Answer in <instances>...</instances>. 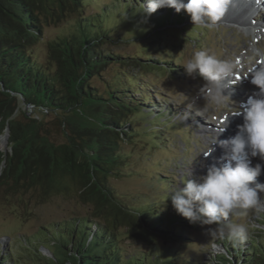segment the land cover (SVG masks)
Here are the masks:
<instances>
[{"label":"trees","instance_id":"trees-1","mask_svg":"<svg viewBox=\"0 0 264 264\" xmlns=\"http://www.w3.org/2000/svg\"><path fill=\"white\" fill-rule=\"evenodd\" d=\"M144 6L145 0H0V85L6 91L0 86V136L8 128V150H0V198L69 194L89 210L88 216L52 221L34 236L22 234L13 242L17 247L0 252V264H264V213L242 243L224 237L218 242L222 252L200 263L177 249L190 241L187 227L198 223L190 224L166 199L176 191L169 166L154 163L146 175L148 196L121 194L111 184L134 177L133 154L148 168L153 154L140 155L136 142L147 143L148 151L170 152L172 135L190 141L145 83L150 72L178 75L180 61L154 55L169 39L135 54L108 48L124 41L125 27L147 34L189 24L183 11L168 7L145 22ZM51 26L62 28L39 55L36 46ZM192 34L198 43L206 39L202 32ZM19 98L33 107L30 115L15 113ZM121 230L140 247L126 249ZM159 238L175 245L156 252Z\"/></svg>","mask_w":264,"mask_h":264},{"label":"rangeland","instance_id":"rangeland-1","mask_svg":"<svg viewBox=\"0 0 264 264\" xmlns=\"http://www.w3.org/2000/svg\"><path fill=\"white\" fill-rule=\"evenodd\" d=\"M108 1L103 0V2ZM227 19L221 18L214 27L207 28L202 25L192 24L189 17V22L187 21L189 24H185V26L171 27L172 30L164 27L159 30H152L147 34H144L147 30L144 32L125 27L123 30L127 31H122L121 33L124 41L108 47L135 54L140 51L143 45L148 47V43L158 39H163L166 42L168 38L169 41L165 47L162 46L165 42H159V45L163 47L160 50H156L154 45L150 46L151 49L156 50L154 55L159 53L160 56L180 61L181 65H183L196 51L204 50L219 59L234 62L236 64V76H242L240 77V82L233 85L229 100L221 105H216L209 100L207 85L204 81L200 78H190L186 75L183 67L178 70V75H170L167 71L146 74L145 83L149 91L152 92L154 103L159 104L164 111L171 114V119H173L171 123L180 124L186 129L188 135H190V141L184 142L183 137L178 136V133L172 135L170 142H168L172 149L170 152H165L163 149L162 151L160 149L148 151L146 148L148 146L147 143L144 145L142 142H136L135 151H140L139 154L142 156V153L153 154V156H148L149 158L146 161L149 162V166L147 168L145 161L139 162L138 158H141V156L133 154V164L136 166L134 177L111 181V184L121 194H129L131 196L143 194L146 196L149 191L145 187L147 183L146 175L147 173L148 175L151 172L153 173L152 170L155 169L154 163L157 160L161 161V165L169 166V172L176 174L174 181L172 179L169 180L174 182L173 189L179 190L183 186L181 185V180L196 179L204 174L207 164L204 154L208 153L211 148L215 149V142L224 140L221 136V130L226 126V128H229L231 125L230 128H235L229 132L230 137H232L237 131L238 125L242 124V117H236L234 114L240 109V103L246 100L247 95H252L258 91L246 78L250 76L249 72L254 66L264 64V58H262L264 57V35L260 33H252L250 35L245 33H249L252 30L244 25L256 27L253 23H242L240 20L241 23L237 24L233 21H227ZM189 25L190 27H186ZM183 27H185L183 32L177 31ZM61 28V26L47 28L44 33V42L36 46V49L39 50V55L46 49L45 41L59 34ZM192 31L202 32L206 39L201 40L200 43L196 42L195 38H189L190 33L191 36L193 35ZM151 49L149 51H152ZM243 71L246 72L244 73ZM110 72L112 70H107L108 75ZM98 83L95 82V84ZM46 121L51 126L52 132L57 137L56 139H62L56 121L50 116L46 118ZM194 122L206 127L201 126L197 129V125ZM201 128L208 129L207 131L214 130V132L213 134L207 132L203 134L201 133ZM224 131H227V129ZM0 150L2 152H7L8 150V133L6 137L5 133L0 136ZM216 153L223 154V149L218 146L211 155L215 156ZM260 162L258 157L253 159V165ZM257 181L264 183V174L258 177ZM28 195L21 197L20 194H15L7 199L0 198V252L6 247H17L13 242H19V239L24 237L22 234H27L29 237L34 236L40 227L52 221L55 222L68 217H84L89 214L87 207L69 194H51L48 197L44 196L41 198ZM262 197H264V194H262ZM260 214L262 213H256L251 209L248 210L246 216L232 213L225 222L227 224L244 225L247 230L256 229L258 225L255 221L260 220L257 217ZM216 228L217 225L215 224L202 225L200 223L197 224L196 228L187 227L185 236L190 238V241H186V244L179 248L177 247V249H180L182 257H195L200 263H205L221 253L223 248L218 245V242L223 238H219L218 234H214L213 230ZM121 231L123 232H121L124 240L123 245H125L126 249L140 247L134 242L124 239L126 237L124 230ZM247 235H249L248 231ZM225 237L228 236L225 235ZM153 245L156 252H161L168 246L175 244L174 242L167 243L163 238H159ZM40 251L42 255H50L45 248H40ZM22 263L24 264V262Z\"/></svg>","mask_w":264,"mask_h":264},{"label":"clouds","instance_id":"clouds-1","mask_svg":"<svg viewBox=\"0 0 264 264\" xmlns=\"http://www.w3.org/2000/svg\"><path fill=\"white\" fill-rule=\"evenodd\" d=\"M231 3L232 0H145L143 17L146 22L157 9L168 7L177 13L183 11L192 24L212 28L225 16ZM181 67L190 78L204 81L211 102L221 105L229 100L231 89L237 83L234 62L199 50ZM249 75L258 91L249 96L242 110L235 112L243 121L236 134L218 140L222 156L207 165L203 175L186 180L166 198L171 199L176 213L190 224H215L214 234L219 238L227 235L236 244L247 238V228L227 224L230 214L246 216L250 209L264 213V183L257 181L264 174V64L254 66ZM214 150L211 148L206 157ZM257 157L261 162L253 165Z\"/></svg>","mask_w":264,"mask_h":264},{"label":"bare ground","instance_id":"bare-ground-1","mask_svg":"<svg viewBox=\"0 0 264 264\" xmlns=\"http://www.w3.org/2000/svg\"><path fill=\"white\" fill-rule=\"evenodd\" d=\"M260 11H264V0H232V3L229 6V10L226 12V15L222 18H225V19L228 18L227 21H230V22L233 21L234 23H237V24H240L242 21V23L243 22L244 23L247 22V23H251V24L253 23V24H255L256 27L257 26L264 27V19L262 17V14L259 15L260 18L257 17V15ZM237 15L239 18L237 17ZM224 123L226 125V121ZM227 123H228V121H227ZM232 123H234V122H232ZM195 125H197V129H198V127H201V126L206 127L202 124L199 125L198 122H196ZM230 127H231V125H230ZM230 127L226 128L227 131H223L221 133L222 134L221 136L223 138H227V139L231 138V137H229L230 136L229 132L233 131L235 128H230ZM210 129H212V128H210ZM207 130L208 129L201 128V133L206 134V132H207V133L213 134V132H214V130L213 131L212 130L207 131ZM214 144H215L214 145L215 149L218 148V146H219L218 142H215ZM221 156H222V154L216 153L215 156L210 155V156L206 157L205 161H206V163H208L207 165H209V164L215 162V160H218Z\"/></svg>","mask_w":264,"mask_h":264},{"label":"water","instance_id":"water-1","mask_svg":"<svg viewBox=\"0 0 264 264\" xmlns=\"http://www.w3.org/2000/svg\"><path fill=\"white\" fill-rule=\"evenodd\" d=\"M1 86V91L2 92H6L3 88L2 85ZM14 95V94H12ZM20 99V98H19ZM21 104L18 106V108H16L15 113L18 112V110L20 109L21 111L25 112L27 115H30L32 113L33 107L29 104H25L24 101L22 99H20ZM8 133V128H6V132H5V137Z\"/></svg>","mask_w":264,"mask_h":264}]
</instances>
